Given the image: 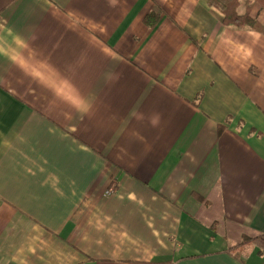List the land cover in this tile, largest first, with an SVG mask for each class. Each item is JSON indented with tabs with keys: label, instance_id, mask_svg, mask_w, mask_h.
<instances>
[{
	"label": "crops",
	"instance_id": "0c3cea01",
	"mask_svg": "<svg viewBox=\"0 0 264 264\" xmlns=\"http://www.w3.org/2000/svg\"><path fill=\"white\" fill-rule=\"evenodd\" d=\"M193 193L264 232V34L208 0H0V264H264Z\"/></svg>",
	"mask_w": 264,
	"mask_h": 264
},
{
	"label": "trees",
	"instance_id": "16d2710c",
	"mask_svg": "<svg viewBox=\"0 0 264 264\" xmlns=\"http://www.w3.org/2000/svg\"><path fill=\"white\" fill-rule=\"evenodd\" d=\"M211 7L223 14V24L235 28L249 27L264 34V26L251 16L252 5H248L244 14L239 13L240 0H208ZM157 20V17H155ZM148 22V18H147ZM202 100L199 94L194 102L198 105ZM193 198L206 210L198 218L211 230L223 236L229 242V252L234 253L239 249L253 246L258 249V254L264 255V232H260L241 224L223 218V206L220 197H203L193 193ZM234 242V245H230Z\"/></svg>",
	"mask_w": 264,
	"mask_h": 264
},
{
	"label": "built area",
	"instance_id": "2783aa9c",
	"mask_svg": "<svg viewBox=\"0 0 264 264\" xmlns=\"http://www.w3.org/2000/svg\"><path fill=\"white\" fill-rule=\"evenodd\" d=\"M113 190H114V189H113V188H111V189H110V191H109V193H111Z\"/></svg>",
	"mask_w": 264,
	"mask_h": 264
},
{
	"label": "rangeland",
	"instance_id": "374dc122",
	"mask_svg": "<svg viewBox=\"0 0 264 264\" xmlns=\"http://www.w3.org/2000/svg\"><path fill=\"white\" fill-rule=\"evenodd\" d=\"M240 254H243L242 252H239Z\"/></svg>",
	"mask_w": 264,
	"mask_h": 264
}]
</instances>
